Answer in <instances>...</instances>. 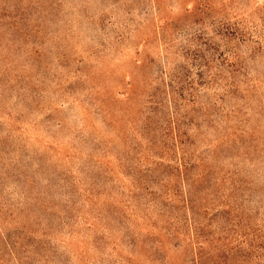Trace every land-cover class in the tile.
Segmentation results:
<instances>
[{
    "label": "rangeland",
    "instance_id": "1",
    "mask_svg": "<svg viewBox=\"0 0 264 264\" xmlns=\"http://www.w3.org/2000/svg\"><path fill=\"white\" fill-rule=\"evenodd\" d=\"M0 264H264V0H0Z\"/></svg>",
    "mask_w": 264,
    "mask_h": 264
}]
</instances>
